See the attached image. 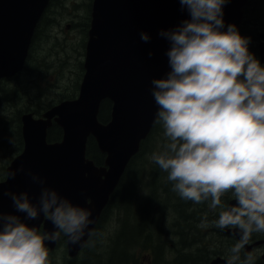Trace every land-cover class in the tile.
<instances>
[{"label": "clouds", "instance_id": "clouds-1", "mask_svg": "<svg viewBox=\"0 0 264 264\" xmlns=\"http://www.w3.org/2000/svg\"><path fill=\"white\" fill-rule=\"evenodd\" d=\"M178 2L189 18L159 31L169 44L170 70L151 80L155 122L169 142L151 159L182 199L210 200V209H222L215 227L239 232L227 264H254L251 253L243 261L240 253L254 232L264 233V66L249 51L250 37L241 36L234 24L224 30L223 8L230 0ZM139 35L144 43L151 39L146 32ZM18 173L41 186L38 202L27 191L2 187L0 199L8 196L27 220L42 215L55 230L41 235L19 215L0 211V264H49L45 241L55 242L63 233L78 245L86 233L94 235L90 208L73 204L23 165L9 171L8 180ZM227 193L236 205L222 204ZM207 226L205 217L200 227Z\"/></svg>", "mask_w": 264, "mask_h": 264}, {"label": "water", "instance_id": "water-1", "mask_svg": "<svg viewBox=\"0 0 264 264\" xmlns=\"http://www.w3.org/2000/svg\"><path fill=\"white\" fill-rule=\"evenodd\" d=\"M48 1L0 0V79L22 69L34 28ZM246 1L230 0L224 6V30L228 24L238 27L242 22ZM187 18L178 0H91L77 95L49 107L38 118L28 112L21 115L23 149L9 163L0 187L16 193L27 191L37 203L41 186L30 176L18 173L8 180L7 173L23 165L73 204L90 208L92 231L127 163L156 120L158 107L151 95V80L170 70L165 55L169 44L158 33ZM142 31L149 34L148 43L140 40ZM259 37L258 54L263 61L264 31ZM103 99L111 103L104 123L97 119ZM51 120L61 128V137L47 142L45 130ZM88 136L103 154L101 165L85 156ZM0 211L19 215L41 235L55 230L42 215L38 220H27L23 213H17L8 196L0 199ZM88 237L86 233L80 244L73 245L64 235L67 256L77 255ZM56 242L45 241V247L52 250ZM219 261L215 257L206 264Z\"/></svg>", "mask_w": 264, "mask_h": 264}, {"label": "trees", "instance_id": "trees-1", "mask_svg": "<svg viewBox=\"0 0 264 264\" xmlns=\"http://www.w3.org/2000/svg\"><path fill=\"white\" fill-rule=\"evenodd\" d=\"M65 1L66 0L49 1L45 12L39 18L35 26L24 69L20 72L21 75L34 78L36 73L42 75L43 72L50 67L44 56L46 54L40 57L39 63L36 61L32 63V58L30 59V57L33 55V50L39 42L46 45L48 44L50 34L47 31V26L52 22V19L48 16L47 11H51L53 8L57 7L65 8L63 4ZM90 3L91 0L85 3L84 20L81 21L82 23H77V25L81 26L84 36L89 25ZM250 3L252 2L247 0L242 8V25L247 24V21H251L250 26H254L257 29H264V22L258 23L257 21L251 20L254 8L251 10L249 9ZM53 12L54 11H51L52 14ZM38 38H42L43 40L40 41ZM83 44L84 40H82V46ZM19 76L20 75H18V77ZM38 101L39 99H37L36 108L32 109V111L37 114L49 105L48 103L45 104L40 101L38 103ZM110 107L111 103L108 99H103L100 102L97 113L98 121L102 123L108 121ZM152 130L153 128L140 142L139 150L143 148L145 140L152 135ZM60 134L59 129H51L47 133L46 138L51 141L57 140ZM85 156L91 159L95 165L102 164L103 154L98 151L91 136H88L86 139ZM133 158L127 163L117 186L114 188L107 203L103 207L91 231L94 235L88 237L86 244L77 255L66 258L63 264H138L137 251H139V249L140 260L143 264V256L149 259L150 264H200L209 260L211 255L216 252L210 245L202 243L201 239L204 237L203 233L197 231L190 234H179L177 229L168 230L166 228V231H163L161 223L165 226L163 219L165 213L164 209L168 208L171 202H163V199L159 197L160 195L156 196V188H151L150 190V180L146 183V187L149 189V199H147V201H145V195L141 192L138 191L136 193V189H139L140 186L142 187V184L136 183L138 179L136 181L132 173L135 169L130 164ZM154 167L156 166L152 165L151 169ZM112 213L115 215V225L119 226L120 229L113 236L111 232L106 233V237H104L105 243L103 246H100L99 240L104 236L103 233L105 231L107 219ZM181 217V213H178L179 223L184 220V218L181 219ZM158 228L163 232L161 236L157 235ZM108 239L110 242L106 244ZM147 244L150 245L149 250L145 249V247L148 246ZM103 249H106L105 253H101Z\"/></svg>", "mask_w": 264, "mask_h": 264}, {"label": "rangeland", "instance_id": "rangeland-1", "mask_svg": "<svg viewBox=\"0 0 264 264\" xmlns=\"http://www.w3.org/2000/svg\"><path fill=\"white\" fill-rule=\"evenodd\" d=\"M89 0H66L63 4L64 7L53 8V14L51 11H47L48 16L51 17L52 22L47 26V31L50 36L48 39V44L39 42L33 50V55L30 57L31 62L35 61L39 63L40 57L43 54L47 63L50 67L43 72L42 75L39 73L35 75L34 78L25 77L21 74H17L15 79L11 82L21 88L22 100L21 104L24 106V111L29 110L32 112V109L36 108L37 99L40 102L49 104L45 107L42 112H44L49 107L57 104L58 102L65 99L75 98L78 92V86L81 80L83 73L82 61L84 54V44L86 40L82 32L81 26L77 23L83 21L85 16V3ZM249 9H253L252 21H257L258 23L264 22V0H250ZM90 11V9H89ZM45 12V11H44ZM82 23V22H81ZM255 25V24H253ZM249 27V26H248ZM251 31L248 33L250 35H255L256 31L253 26H250ZM87 32V30H86ZM84 38V39H83ZM42 41V38H38ZM82 40L84 44L82 46ZM251 45V43L249 44ZM40 49V50H39ZM39 50V51H38ZM29 59V62H30ZM44 64V63H43ZM42 64V65H43ZM18 75H20L18 77ZM14 78V77H13ZM16 89L13 90L16 93ZM39 97V98H38ZM38 101V103H39ZM14 108L9 109L8 115L10 116L9 122L10 127L13 129L12 115H16V110L23 108L22 105H14ZM12 110V111H11ZM12 113H11V112ZM162 124L156 123L152 130V135L149 136L144 142L143 148L139 150L138 154L132 159L131 165L134 167L133 174L135 175L136 183H141L139 189H136V193L139 191L144 196L145 201L149 199V189L146 187V183L150 180V171L154 170V176H162V171L157 164H155L151 157L153 153H159L164 151V146L168 143L167 137L161 132ZM10 140L12 143H10ZM9 143L10 148L14 147L16 144L17 138L13 131H11ZM13 153H9V157ZM5 157H0V172H3L2 165L4 164ZM156 167L151 169V166ZM164 172V171H163ZM157 183V182H155ZM150 185V183H149ZM151 190V186H150ZM160 190H155L156 196L160 195ZM161 198V195L159 196ZM155 206V205H153ZM158 208V207H157ZM167 208L164 209L166 212ZM165 226L161 223L163 231L166 229H172L170 222L166 223L164 220ZM160 227V228H161ZM158 228V236H161V232ZM166 228V229H165ZM120 229L119 226L115 225V215L112 213L107 219V224L105 225L104 236L99 240V245L103 246L105 243L106 233L113 235ZM209 235L211 232H203ZM110 240L106 241V244ZM169 243V242H168ZM170 244V243H169ZM145 247L146 250H149V244ZM140 251V249H139ZM137 251L138 264H143L140 260V254ZM105 253L106 249H103L101 253ZM68 258L66 254V249L64 244H58L52 251L48 252V262L49 264H63L64 260ZM144 264H150L149 259L142 257Z\"/></svg>", "mask_w": 264, "mask_h": 264}, {"label": "flooded vegetation", "instance_id": "flooded-vegetation-1", "mask_svg": "<svg viewBox=\"0 0 264 264\" xmlns=\"http://www.w3.org/2000/svg\"><path fill=\"white\" fill-rule=\"evenodd\" d=\"M48 3L45 6V9L48 6ZM43 13L41 14V16L43 15ZM242 23L243 22H240V24L237 27L240 35L243 37H250L251 45L248 46L249 51L253 53L255 57L260 61L261 66H264V60L261 61L258 54V43L260 41L259 34L263 32L264 29H257L256 27L253 26L255 28L256 33L253 36L252 35L249 36L248 33L251 31L250 29L251 21H247V24H243V25ZM25 60H24V64H25ZM24 64L22 69H24ZM21 70L14 73L11 77H3L0 79V157L1 158L5 157V161H3L4 164L2 165L3 172H0V182L6 178V168L8 167L11 160L17 154H19L23 149V139L21 135V115L28 112L31 113L33 118H38L42 114V110L38 114L34 113L33 111L30 112L29 110L23 112L24 106L23 104H21V102H23L21 88L18 87V85H16L15 87V85L11 83L16 78L15 76L17 74H20ZM14 89L17 90L16 93L13 92ZM15 104L16 106L22 105L23 108L17 109L15 111L16 115L14 114L12 115V121H13L12 124L13 129H12L10 127V122H9L10 116L8 115V113L10 108L15 107L14 106ZM155 125L156 122L153 123L147 135L149 134L151 129L154 128ZM51 129L53 130L59 129L61 133V128L53 120H51L50 125L47 126L45 130L46 141L47 142L58 141L61 137V134L59 139L57 140H53V141L47 140L46 135ZM160 130L163 135L164 134L163 127ZM11 131L15 133L17 141L14 147L10 148L11 144L9 143V140H10ZM9 153H13V154H11V156L9 157L8 156ZM167 175L168 174L165 171L164 172L162 171V176L155 177L154 170H152L150 171V177H149L151 188H156L160 190L161 192L160 195L161 198L163 199V202L164 201L171 202L166 212L164 213L163 219L166 221L167 224H169L170 222L172 229H177L179 231V234L182 233L190 234L197 231L200 232L201 229L203 230V232H211L209 233V235H206V233H204V237L201 239V241L203 244L210 245L211 247H213L216 253L211 255V258L209 260H207L206 262H202L200 264H206L215 257H219L222 260L217 262L216 264H227L225 260L228 261V259L231 257L232 253L230 250L238 242L240 238L239 232L233 229H220L215 227V225L212 222L218 219L219 212L222 209L219 207H217L216 210L210 209L209 207L210 200L197 204L191 200L182 199L177 192L172 190L174 182H170L167 179ZM221 200H222V204H224L225 206L236 205L238 203L236 200L232 198L231 193L225 194V196H223ZM178 213H181L182 215L181 219L184 218V220L186 221L183 220L180 221L179 223ZM205 217L207 219L208 226L200 227V224L202 220L205 219ZM38 233L40 234V230L38 231ZM58 244H64L65 246V238L63 233L60 234L55 247ZM248 253H251L254 256V264H264V233L254 232L252 234L248 244L245 245L244 249H242L240 253L241 261L245 259Z\"/></svg>", "mask_w": 264, "mask_h": 264}, {"label": "bare ground", "instance_id": "bare-ground-1", "mask_svg": "<svg viewBox=\"0 0 264 264\" xmlns=\"http://www.w3.org/2000/svg\"><path fill=\"white\" fill-rule=\"evenodd\" d=\"M29 51V50H28Z\"/></svg>", "mask_w": 264, "mask_h": 264}]
</instances>
